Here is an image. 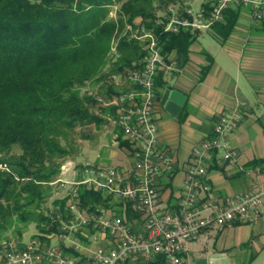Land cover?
I'll return each mask as SVG.
<instances>
[{"label": "trees", "instance_id": "obj_1", "mask_svg": "<svg viewBox=\"0 0 264 264\" xmlns=\"http://www.w3.org/2000/svg\"><path fill=\"white\" fill-rule=\"evenodd\" d=\"M172 7L185 17L190 0H0V155L19 178L0 173V255L25 248L20 241L10 244L7 235L22 240L29 225L36 226L35 239L44 247L52 246L49 237L60 236L59 215H71V197L50 184L77 153L79 131L106 126L109 115L116 117V108L99 99L110 101L127 90L126 78L146 57L148 41L130 39L128 28L153 33L164 56L175 50L178 60H188L196 36L165 33ZM237 20L238 12L229 9L226 21L217 25L221 38L230 35ZM164 73L156 78V89L168 87ZM114 131L118 148L132 156L131 142L119 127ZM77 201L90 214L103 207L128 223L142 217L129 201L86 187H80ZM95 233L91 228L78 238L86 243ZM68 254L82 256L75 249Z\"/></svg>", "mask_w": 264, "mask_h": 264}, {"label": "built area", "instance_id": "obj_2", "mask_svg": "<svg viewBox=\"0 0 264 264\" xmlns=\"http://www.w3.org/2000/svg\"><path fill=\"white\" fill-rule=\"evenodd\" d=\"M210 6L199 11L187 8L181 17L175 8L165 25V33L178 34L181 31L199 33L212 30L226 21V13L232 7L249 5L256 18L263 17L262 0H206ZM129 38L148 41L146 57L140 68L132 70L126 78L129 88L121 91L113 100L99 102L116 108V117L108 120L119 127L124 138L133 145L129 165L122 168L106 169L67 162L60 168V175L50 185L60 186L65 196L71 197L67 210L71 214L62 219L59 238L68 241L73 238L75 248L81 245L79 235L87 237L91 228L96 233L91 236L97 241L101 236L109 237L108 246H99L87 255L71 256L63 253L59 245L44 247L33 240L24 249L13 248L5 252L2 264H191L188 258L190 245L211 227L254 223L261 208L263 193L258 187L249 192L229 198L222 205L212 200L207 180L208 169L214 152H223V159L234 162L237 154L229 149L227 136L232 134L242 119L240 109L219 117L214 127V135L196 144L192 149V161L188 166L183 184V200L178 209L164 210L158 190V179L164 173L174 171L175 159L160 146L156 108L159 104L155 80L161 70L170 74L175 62L165 59L162 46L156 36L141 27H129L125 33ZM120 84V79H116ZM0 173H13L11 165L0 155ZM86 187L93 192L111 195L116 199L129 201L133 211L142 214V232H136L124 216L119 217L103 207L95 213H86L78 206V191ZM205 197V198H204ZM209 216H203L206 211Z\"/></svg>", "mask_w": 264, "mask_h": 264}, {"label": "crops", "instance_id": "obj_3", "mask_svg": "<svg viewBox=\"0 0 264 264\" xmlns=\"http://www.w3.org/2000/svg\"><path fill=\"white\" fill-rule=\"evenodd\" d=\"M262 1V18H256L249 5L230 8L238 12V20L226 39L219 35L217 25L212 30L193 33L196 37L189 47L186 62L178 60L175 50L170 56H164L166 60L175 62V69L170 74L164 73L168 87L157 86V97L171 88L187 98L177 117L166 111L160 102L156 108L160 146L175 159L174 171L164 173L158 179L162 208H179L184 196V180L193 158V147L214 135V127L220 116L237 108L241 110L242 119L238 128L226 138L229 149L237 157L234 162H227L223 159V152L213 153L207 177L211 190L205 201L212 200L222 205L227 199L255 187L263 193L261 208L254 223H237L222 229L209 228L190 245L188 258L191 264H224L227 260L229 264H253L255 259L264 254ZM130 161L131 158L123 163V167L129 165ZM252 162H256L257 166L250 167ZM209 214L211 211L208 210L203 216ZM129 224L136 232L144 229L141 219ZM49 239L52 246L59 245L66 255L72 249L76 250L73 238L62 241L58 236H53ZM87 240L89 242L86 243L79 240L81 255H87L99 246L107 247L109 243L108 237L104 235L96 242L91 238Z\"/></svg>", "mask_w": 264, "mask_h": 264}, {"label": "rangeland", "instance_id": "obj_4", "mask_svg": "<svg viewBox=\"0 0 264 264\" xmlns=\"http://www.w3.org/2000/svg\"><path fill=\"white\" fill-rule=\"evenodd\" d=\"M204 0H190V8L195 11H199L201 7V3ZM115 125L110 121L106 126H96L92 125L89 127H85V129L80 130V134L76 139L77 143V153L74 154L72 164L74 165H97L101 168H122L123 163L129 161V156L126 155L124 150H120L118 148V143L115 141ZM82 134L91 136L89 140H83L80 136ZM55 187V185H53ZM56 188V187H55ZM54 188V193L52 197L49 199V206H52V201L54 196L57 194ZM22 240L18 239L17 234L12 232L8 233L10 244H18L20 241L24 246L33 241L38 231L35 225H29L24 227L23 229ZM7 249L0 255V263L3 261V256ZM224 264H229V261H225ZM253 264H264V254L259 256L254 260Z\"/></svg>", "mask_w": 264, "mask_h": 264}, {"label": "water", "instance_id": "obj_5", "mask_svg": "<svg viewBox=\"0 0 264 264\" xmlns=\"http://www.w3.org/2000/svg\"><path fill=\"white\" fill-rule=\"evenodd\" d=\"M186 96L178 91H173L171 88H168L165 93L158 98V102L161 103L171 115L177 117L181 111V107L186 101Z\"/></svg>", "mask_w": 264, "mask_h": 264}]
</instances>
